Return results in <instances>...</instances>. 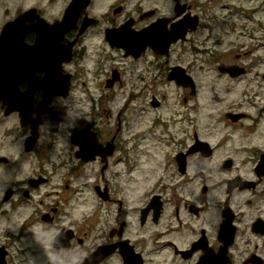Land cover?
I'll use <instances>...</instances> for the list:
<instances>
[{"label": "flooded vegetation", "instance_id": "obj_1", "mask_svg": "<svg viewBox=\"0 0 264 264\" xmlns=\"http://www.w3.org/2000/svg\"><path fill=\"white\" fill-rule=\"evenodd\" d=\"M0 264H264V0L1 21Z\"/></svg>", "mask_w": 264, "mask_h": 264}, {"label": "rangeland", "instance_id": "obj_2", "mask_svg": "<svg viewBox=\"0 0 264 264\" xmlns=\"http://www.w3.org/2000/svg\"><path fill=\"white\" fill-rule=\"evenodd\" d=\"M35 4L49 14H56L61 9L62 0H56L55 2H49V0H0V23L12 19L18 10ZM83 96L85 95L83 94ZM165 96L164 104H172L171 93H165Z\"/></svg>", "mask_w": 264, "mask_h": 264}, {"label": "water", "instance_id": "obj_3", "mask_svg": "<svg viewBox=\"0 0 264 264\" xmlns=\"http://www.w3.org/2000/svg\"><path fill=\"white\" fill-rule=\"evenodd\" d=\"M78 7H79V2L74 1V2L70 5V7H69L67 13L70 12V11H72V10H74L75 8L77 9ZM27 15H28V12L24 15V17L27 16ZM12 27H13V24H12V23H9V24L5 27V30H4L2 36H4L6 33H8V32L12 29Z\"/></svg>", "mask_w": 264, "mask_h": 264}]
</instances>
